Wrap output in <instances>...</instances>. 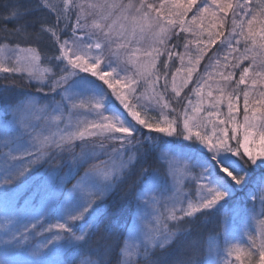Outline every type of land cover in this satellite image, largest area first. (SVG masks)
Masks as SVG:
<instances>
[{
  "label": "snow or ice",
  "instance_id": "obj_1",
  "mask_svg": "<svg viewBox=\"0 0 264 264\" xmlns=\"http://www.w3.org/2000/svg\"><path fill=\"white\" fill-rule=\"evenodd\" d=\"M0 204V264H264V0H8Z\"/></svg>",
  "mask_w": 264,
  "mask_h": 264
},
{
  "label": "trees",
  "instance_id": "obj_2",
  "mask_svg": "<svg viewBox=\"0 0 264 264\" xmlns=\"http://www.w3.org/2000/svg\"><path fill=\"white\" fill-rule=\"evenodd\" d=\"M6 3H8V0H0V10H2V6ZM180 43L182 45L183 40H181ZM215 47L216 46H214V50H215ZM178 50L182 52L183 51L182 46ZM206 62H207V58L205 59V61L202 62L201 68H203V64ZM26 90H33V89H26ZM45 167H48V166L45 165ZM42 170L43 169H41V171ZM14 186L15 185H13L12 187H14ZM70 186L71 185H69V187ZM20 198H22V196ZM17 200H19V198ZM221 219H222L221 216L218 214V215L212 216V217L201 218V220L197 222L196 232H194V235L198 234V239L200 241L202 250H203V248L206 247V243H207L208 238L210 236L214 235L216 232L221 230L220 229ZM115 259H116V256L114 254L113 255V262L115 261Z\"/></svg>",
  "mask_w": 264,
  "mask_h": 264
},
{
  "label": "rangeland",
  "instance_id": "obj_3",
  "mask_svg": "<svg viewBox=\"0 0 264 264\" xmlns=\"http://www.w3.org/2000/svg\"><path fill=\"white\" fill-rule=\"evenodd\" d=\"M176 64H177V66H178L179 62L176 61ZM17 183H19V182H17ZM10 187H12V186H10ZM70 187H71V186H70ZM27 192H28V189H27V188H21V189L19 190V193H18V195H17V197H16V200L19 198V200H17V201L19 202V204L22 205V204L24 203V199L26 198ZM21 196H22V198H20ZM2 208H3V205L0 204V209H2ZM40 239H42V238H41V237L36 238V240H34L33 243L38 242Z\"/></svg>",
  "mask_w": 264,
  "mask_h": 264
}]
</instances>
